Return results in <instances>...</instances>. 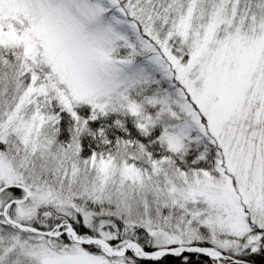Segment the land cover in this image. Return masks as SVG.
I'll return each instance as SVG.
<instances>
[{
  "label": "snow or ice",
  "instance_id": "1",
  "mask_svg": "<svg viewBox=\"0 0 264 264\" xmlns=\"http://www.w3.org/2000/svg\"><path fill=\"white\" fill-rule=\"evenodd\" d=\"M0 264H264V0H0Z\"/></svg>",
  "mask_w": 264,
  "mask_h": 264
}]
</instances>
